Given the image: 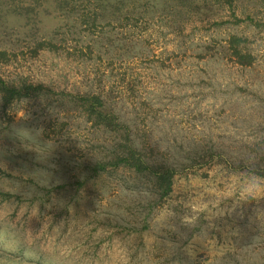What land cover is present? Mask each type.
Returning a JSON list of instances; mask_svg holds the SVG:
<instances>
[{"label": "rangeland", "instance_id": "rangeland-1", "mask_svg": "<svg viewBox=\"0 0 264 264\" xmlns=\"http://www.w3.org/2000/svg\"><path fill=\"white\" fill-rule=\"evenodd\" d=\"M0 77L42 86L0 92V236L38 264H264V0H0Z\"/></svg>", "mask_w": 264, "mask_h": 264}, {"label": "trees", "instance_id": "trees-1", "mask_svg": "<svg viewBox=\"0 0 264 264\" xmlns=\"http://www.w3.org/2000/svg\"><path fill=\"white\" fill-rule=\"evenodd\" d=\"M40 84H34L32 82L23 81L20 85L8 84L2 77H0V92L4 100H11L13 98L33 93L35 90L40 89ZM88 113L89 117L96 120L97 122L103 123L111 130H117L123 126L117 121V115L111 111H106L104 100L97 94H83L78 97ZM124 127V126H123ZM125 143L122 145L124 150L116 153L115 164H125L135 167L137 170L141 169L142 166H147L146 161L140 154V151L131 142L128 134L125 137ZM144 164V165H142ZM105 164L98 163V168L103 169Z\"/></svg>", "mask_w": 264, "mask_h": 264}, {"label": "clouds", "instance_id": "clouds-1", "mask_svg": "<svg viewBox=\"0 0 264 264\" xmlns=\"http://www.w3.org/2000/svg\"><path fill=\"white\" fill-rule=\"evenodd\" d=\"M23 250V264H38L42 252L19 241L15 234L0 236V264H10Z\"/></svg>", "mask_w": 264, "mask_h": 264}]
</instances>
